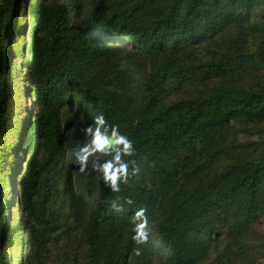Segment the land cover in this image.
Listing matches in <instances>:
<instances>
[{"label":"trees","instance_id":"trees-1","mask_svg":"<svg viewBox=\"0 0 264 264\" xmlns=\"http://www.w3.org/2000/svg\"><path fill=\"white\" fill-rule=\"evenodd\" d=\"M263 124L264 0H0V264H261Z\"/></svg>","mask_w":264,"mask_h":264},{"label":"rangeland","instance_id":"rangeland-1","mask_svg":"<svg viewBox=\"0 0 264 264\" xmlns=\"http://www.w3.org/2000/svg\"><path fill=\"white\" fill-rule=\"evenodd\" d=\"M56 1H62V0H56ZM17 61H20L19 59ZM16 79H14L15 81ZM23 103L30 104V101L27 99L23 100ZM21 110L19 109H13L12 115H11V122L14 121V124H12L11 131H9V137H8V142L15 145L16 140L18 138L19 132L18 129L21 127V123L25 117L24 114H20ZM17 114V115H16ZM264 126V124H263ZM242 138L244 136L242 135ZM94 154L99 153V150L97 148L93 149ZM10 160H13V157L10 158ZM253 239L254 241L258 244L260 251H258V256L260 258L261 264H264V222L259 223L256 226V232L253 233Z\"/></svg>","mask_w":264,"mask_h":264}]
</instances>
